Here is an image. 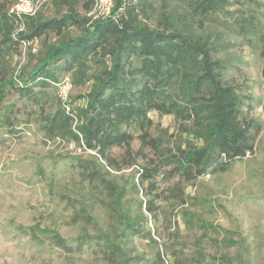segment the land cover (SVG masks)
I'll use <instances>...</instances> for the list:
<instances>
[{
  "label": "rangeland",
  "instance_id": "rangeland-1",
  "mask_svg": "<svg viewBox=\"0 0 264 264\" xmlns=\"http://www.w3.org/2000/svg\"><path fill=\"white\" fill-rule=\"evenodd\" d=\"M16 1L0 4L11 7ZM31 1L34 15L56 14L53 0ZM149 1L152 18L178 14L218 44L215 57L226 64L221 78L237 85L240 117L252 122V153L225 170L188 178L170 174L171 165L141 146L134 130L135 163L121 164L124 148L113 147L120 168L109 167L69 133L46 135L44 116L57 104L55 83L25 97L6 88L0 101V264H122L124 254L141 255L138 264H264L263 43L247 30L250 20L264 32V0H231L227 12L203 16L191 14L181 0ZM99 8L95 1L90 13ZM70 33L78 31L72 27ZM56 41L53 33L42 35L7 51L4 59L14 75L28 71ZM88 64L86 74L98 70L94 61ZM56 74L59 81L70 78V105H83L92 79L74 83L79 77L70 72ZM149 116L147 131L160 138L161 147L201 143L184 132L189 121L157 111ZM151 160L158 171L140 182L137 171ZM127 220L135 227L125 228Z\"/></svg>",
  "mask_w": 264,
  "mask_h": 264
},
{
  "label": "trees",
  "instance_id": "trees-1",
  "mask_svg": "<svg viewBox=\"0 0 264 264\" xmlns=\"http://www.w3.org/2000/svg\"><path fill=\"white\" fill-rule=\"evenodd\" d=\"M95 1L53 0L56 14L47 17H18L9 11V4H0V101L6 88L25 97L32 95L37 86L44 88L58 82L56 71L79 77L74 83L92 79L82 95L85 103L72 107L69 98L67 111L57 98L55 109L44 116L43 129L48 136L64 137L69 133L117 169L120 166L111 154L113 147L124 148L121 164L135 163L139 152L134 153L130 147L134 130L138 131L141 146L171 165L170 174L188 178L225 170L233 160L252 153V122L240 117L243 97L237 85L221 78L226 64L215 57L218 44L181 21L178 14L162 13L152 18L149 0H112L106 15L90 13ZM181 1L194 16L225 13L231 3ZM72 27L77 34L70 33ZM247 30L263 43L264 79V32H259L250 20ZM49 33L57 41L47 45L30 70L14 75L4 54ZM90 60L98 70L86 74ZM151 111L189 121L184 132L201 143L174 149L161 147L160 138L147 131L152 125ZM149 163L137 171L140 182L148 181L158 171L152 160ZM107 183L113 192H120L115 183ZM133 222L124 221V227L134 228ZM30 227L38 229L36 225ZM52 232L63 240L57 231ZM122 259V264H138L142 256L124 254Z\"/></svg>",
  "mask_w": 264,
  "mask_h": 264
},
{
  "label": "built area",
  "instance_id": "built-area-1",
  "mask_svg": "<svg viewBox=\"0 0 264 264\" xmlns=\"http://www.w3.org/2000/svg\"><path fill=\"white\" fill-rule=\"evenodd\" d=\"M98 4L99 11L97 14L106 15L110 11V7L112 6V0H96ZM101 9V10H100ZM9 11L15 14L18 17L21 15H34L36 12V8L34 7L31 0H17L10 8ZM27 43V42H23ZM29 43V41H28ZM32 50L35 51L36 47L32 46ZM57 85V95L59 100L62 102L65 109L68 111L70 108L69 105V89L71 86L70 78L68 75H64L60 81L55 83Z\"/></svg>",
  "mask_w": 264,
  "mask_h": 264
}]
</instances>
